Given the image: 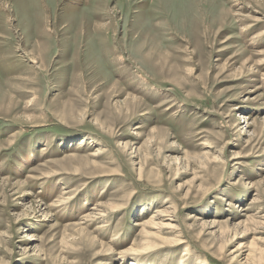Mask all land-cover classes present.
Listing matches in <instances>:
<instances>
[{
    "label": "rangeland",
    "instance_id": "obj_1",
    "mask_svg": "<svg viewBox=\"0 0 264 264\" xmlns=\"http://www.w3.org/2000/svg\"><path fill=\"white\" fill-rule=\"evenodd\" d=\"M0 264H264V0H0Z\"/></svg>",
    "mask_w": 264,
    "mask_h": 264
},
{
    "label": "bare ground",
    "instance_id": "obj_2",
    "mask_svg": "<svg viewBox=\"0 0 264 264\" xmlns=\"http://www.w3.org/2000/svg\"><path fill=\"white\" fill-rule=\"evenodd\" d=\"M40 48V46H39ZM41 49V48H40ZM61 201V200H60ZM229 205H232V203H229ZM237 206V205H234ZM246 210V208H241V210ZM157 212L155 214H151L150 217L146 220V221H138L136 222V226L138 227H144L146 226V228L148 227L149 229H155V228H161V227H167L168 225H162L159 223V221L157 219H159L160 217L164 216V214L162 212H158V210H156ZM102 212V211H101ZM154 213V212H152ZM153 234L152 231H147L146 236ZM181 241V240H180Z\"/></svg>",
    "mask_w": 264,
    "mask_h": 264
}]
</instances>
